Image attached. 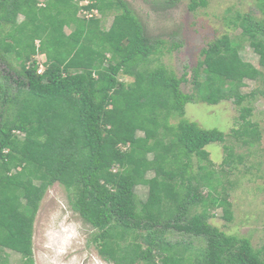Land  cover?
I'll list each match as a JSON object with an SVG mask.
<instances>
[{"label": "trees", "instance_id": "1", "mask_svg": "<svg viewBox=\"0 0 264 264\" xmlns=\"http://www.w3.org/2000/svg\"><path fill=\"white\" fill-rule=\"evenodd\" d=\"M78 3L0 0V61L11 68L0 74V264H15L3 249L20 254L19 264H35L33 223L54 183L97 230L93 240L106 262L264 264V250L250 238L209 222L217 208L231 219L222 177L205 149L223 143L225 133L182 117L188 102L232 100L240 108L231 135L255 142L249 138H258V124L249 118L252 107L242 104L264 98V15L237 13L230 22L239 36L224 34L203 49L192 69L193 92L184 93L185 73L148 66L158 43L145 36L124 0H92L82 8L101 16L90 18L78 16ZM205 5L192 0L189 8ZM259 5L264 12V0ZM245 41L260 68L240 57ZM38 53L44 55L39 72ZM246 79L259 86L243 93ZM223 149L229 163L232 147ZM193 156L204 162L196 173ZM138 185L147 187L143 201ZM170 231L198 238L199 245L170 241Z\"/></svg>", "mask_w": 264, "mask_h": 264}, {"label": "rangeland", "instance_id": "2", "mask_svg": "<svg viewBox=\"0 0 264 264\" xmlns=\"http://www.w3.org/2000/svg\"><path fill=\"white\" fill-rule=\"evenodd\" d=\"M124 1L141 23L145 36L158 43V50L148 58V66L163 65L176 77L185 73L187 81L180 84L184 93L193 92L192 69L203 58V49L224 34L239 36L240 27H233L230 22L237 13H250L255 18L264 15L260 9V0H206L205 6H197L195 9L189 8L192 0ZM112 14L103 16L104 28L109 26ZM79 15L82 16L78 13ZM94 16L100 17L101 14L97 12ZM18 19L21 20L22 16H18ZM65 31L69 32L67 28ZM239 55L260 68L259 56L248 42L243 43ZM35 58L39 63L38 72L42 71L44 55L38 53ZM10 70L8 65L0 61V74H7ZM119 78L127 82L133 79L121 75ZM258 86V82L246 79L241 91L248 93ZM242 105L252 107L249 118L259 127L258 138L256 135L249 138L255 141L252 145L241 143L231 135L232 128L238 127L240 108L232 100H222L215 104L198 100L188 102L184 105L182 117L201 128L219 130L226 136L223 143H209L205 149L212 161L211 168L222 177V184L224 183L230 201L231 219L226 220L223 210L217 208L212 211L213 217L209 222L228 234L250 238L254 248L264 250V98L253 99L251 102L246 100ZM169 121L175 123L178 117H172ZM224 145L232 147L233 159L229 163L224 162ZM198 164L204 162H199L193 156L191 171L196 173ZM135 194L139 201L145 200L147 187L136 186ZM96 232L95 228L83 222L78 213L70 208L68 191L64 186L54 183L45 192L34 219V263L113 264L106 262L98 253L97 242L93 240ZM166 235L170 241L184 240L194 248L200 241L176 231H170ZM3 254L10 262L21 263L18 253L3 249Z\"/></svg>", "mask_w": 264, "mask_h": 264}, {"label": "built area", "instance_id": "3", "mask_svg": "<svg viewBox=\"0 0 264 264\" xmlns=\"http://www.w3.org/2000/svg\"><path fill=\"white\" fill-rule=\"evenodd\" d=\"M78 1H79V3H78L79 6L81 7L80 8L81 10H79V13L82 14V16H84L86 18L97 17V16H94L98 12V10L96 8H91L90 10H86V9L82 8V7L90 4L92 2V0H78Z\"/></svg>", "mask_w": 264, "mask_h": 264}, {"label": "crops", "instance_id": "4", "mask_svg": "<svg viewBox=\"0 0 264 264\" xmlns=\"http://www.w3.org/2000/svg\"><path fill=\"white\" fill-rule=\"evenodd\" d=\"M19 20V19H18ZM20 21V20H19Z\"/></svg>", "mask_w": 264, "mask_h": 264}]
</instances>
